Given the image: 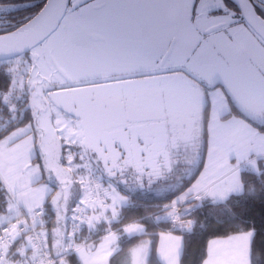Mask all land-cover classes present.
<instances>
[{
    "label": "snow or ice",
    "instance_id": "obj_1",
    "mask_svg": "<svg viewBox=\"0 0 264 264\" xmlns=\"http://www.w3.org/2000/svg\"><path fill=\"white\" fill-rule=\"evenodd\" d=\"M0 264H264V0H0Z\"/></svg>",
    "mask_w": 264,
    "mask_h": 264
},
{
    "label": "trees",
    "instance_id": "obj_2",
    "mask_svg": "<svg viewBox=\"0 0 264 264\" xmlns=\"http://www.w3.org/2000/svg\"><path fill=\"white\" fill-rule=\"evenodd\" d=\"M194 247H196V246L194 245Z\"/></svg>",
    "mask_w": 264,
    "mask_h": 264
}]
</instances>
